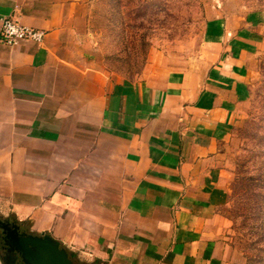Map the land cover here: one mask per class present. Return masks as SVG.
<instances>
[{
	"label": "crops",
	"instance_id": "crops-1",
	"mask_svg": "<svg viewBox=\"0 0 264 264\" xmlns=\"http://www.w3.org/2000/svg\"><path fill=\"white\" fill-rule=\"evenodd\" d=\"M85 0H0V21L45 32L0 44V210L73 264H223L228 173L257 25L206 23L198 65L113 81L81 48Z\"/></svg>",
	"mask_w": 264,
	"mask_h": 264
},
{
	"label": "rangeland",
	"instance_id": "rangeland-1",
	"mask_svg": "<svg viewBox=\"0 0 264 264\" xmlns=\"http://www.w3.org/2000/svg\"><path fill=\"white\" fill-rule=\"evenodd\" d=\"M80 13L85 57L113 81L139 82L160 67L198 65L206 23L217 17L247 20L264 35V0H85ZM251 62L244 116L218 151L228 173L218 234L223 264H264V44ZM1 220L36 235L9 212L0 210ZM3 245L0 233V264Z\"/></svg>",
	"mask_w": 264,
	"mask_h": 264
},
{
	"label": "water",
	"instance_id": "water-1",
	"mask_svg": "<svg viewBox=\"0 0 264 264\" xmlns=\"http://www.w3.org/2000/svg\"><path fill=\"white\" fill-rule=\"evenodd\" d=\"M8 248L16 252L22 264H73L68 253L48 234L18 235L16 227L0 221Z\"/></svg>",
	"mask_w": 264,
	"mask_h": 264
},
{
	"label": "built area",
	"instance_id": "built-area-1",
	"mask_svg": "<svg viewBox=\"0 0 264 264\" xmlns=\"http://www.w3.org/2000/svg\"><path fill=\"white\" fill-rule=\"evenodd\" d=\"M44 37V31L21 25L10 17L0 21V44L9 49L26 42L39 46Z\"/></svg>",
	"mask_w": 264,
	"mask_h": 264
},
{
	"label": "flooded vegetation",
	"instance_id": "flooded-vegetation-1",
	"mask_svg": "<svg viewBox=\"0 0 264 264\" xmlns=\"http://www.w3.org/2000/svg\"><path fill=\"white\" fill-rule=\"evenodd\" d=\"M1 221H3V220H1ZM4 222V221H3ZM11 227V226H10ZM17 232H18V235H24L20 230H17ZM0 233H1V235H2V231H1V229H0ZM2 237H3V235H2ZM2 248H4V250L5 251H3V252H5V256H4V258H2V262L5 264V261L6 260H8V259H12L13 260V258L12 257H14V259L15 260H13V264H19V263H21V261H20V257H19V255L16 253V252H12V251H9V252H6V250H8V246H5V245H3V247ZM13 255V256H12Z\"/></svg>",
	"mask_w": 264,
	"mask_h": 264
}]
</instances>
